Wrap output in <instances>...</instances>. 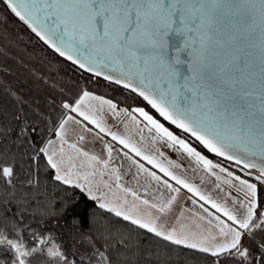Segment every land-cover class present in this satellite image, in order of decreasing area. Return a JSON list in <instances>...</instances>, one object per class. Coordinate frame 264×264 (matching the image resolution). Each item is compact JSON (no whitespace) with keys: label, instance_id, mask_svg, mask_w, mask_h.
I'll use <instances>...</instances> for the list:
<instances>
[{"label":"snow or ice","instance_id":"6c2138e0","mask_svg":"<svg viewBox=\"0 0 264 264\" xmlns=\"http://www.w3.org/2000/svg\"><path fill=\"white\" fill-rule=\"evenodd\" d=\"M3 3L61 57H66L80 69L96 76L103 75L104 79L123 85L146 101L164 120L190 133L209 152L235 161L243 165L244 169L258 168L256 180L262 186L261 193H264V163L258 165L249 158L259 157L264 162V45L260 52L258 95L252 88L241 89L239 93L232 89L233 95H228L219 84L212 83L211 66L204 59L212 18L225 10H255L254 4H247L246 0H3ZM259 6L264 17V0H259ZM105 68L116 75H106L103 71ZM9 94L16 96L14 91ZM105 106L114 117L124 116L134 124L139 123L135 115L139 114L158 137L166 138L170 145H179L204 169L211 171L219 168L221 172L226 171L184 139L174 135L144 107H135L130 111L118 109L111 100L83 91L79 97L62 104L67 114L55 131L61 144L59 150L49 153L48 146L53 141L39 150L47 157V164L55 170L54 179L87 191L92 200L99 201L100 208L108 209L117 217L146 229L156 237L209 254L216 258L213 264H220L221 257L239 256L243 261H249L251 251L243 246L242 240L253 239L257 230L264 232V195H261L258 207L257 183L235 176L237 187L231 179L225 180L224 183L235 187L237 192L243 194V198L234 197L232 207L218 203L154 157L144 155L130 139L112 131L105 120ZM73 113L87 123L82 124ZM13 119L19 120L20 117L17 115ZM68 121L82 124L87 132L92 131L88 125H93L98 129L97 136L99 133L111 136L112 140L130 148L137 156H143L149 164L159 168L164 177L170 178L180 187H174L168 179L148 171L143 164H137L138 171L147 172L152 180L170 193L166 199H142L136 192L122 187L121 177L113 168L111 175L115 178V187L131 194L139 205L144 206L145 211L140 213L137 204L125 210L128 203L126 199L120 203H109L106 194L97 195L98 188L94 190L93 185L96 175L99 173L103 177L108 169L113 149L105 144L109 159L101 160L75 143L68 144L65 138ZM26 127V123L21 127V135L26 134ZM10 131V128L0 125V137ZM84 139L83 135L79 137L80 141ZM65 144L74 150L77 157L86 159L90 171L81 170L85 167L83 162L77 168L74 157H65ZM237 150L243 155H237ZM16 167L15 157L0 152V182L9 190L11 197L5 203H13L17 198ZM227 175L233 177L232 172H227ZM26 183L28 186H38V182L32 179ZM103 183L104 187L111 188L106 181ZM181 187L195 193L226 219L204 208L207 216L198 218L207 221L210 227L206 231H190L184 224L166 227L158 223L162 216L173 210L176 194L181 191ZM28 195L27 192L22 193L20 202H26L24 197ZM181 217H177V222ZM30 238L36 240L39 247L28 248L20 229L9 233L7 229L0 228V264H29V258H35L37 254L53 258L59 264H99L101 259L103 264H111L105 251L96 246L98 237L81 234V242H85L91 252L86 251L83 255L74 253L78 260L69 259L63 245L52 234L43 238L32 234ZM104 239L107 241V237ZM119 243L127 247L124 241ZM46 244L48 246L44 248ZM259 247L264 251V240L259 242Z\"/></svg>","mask_w":264,"mask_h":264},{"label":"trees","instance_id":"16d2710c","mask_svg":"<svg viewBox=\"0 0 264 264\" xmlns=\"http://www.w3.org/2000/svg\"><path fill=\"white\" fill-rule=\"evenodd\" d=\"M12 91L15 97L9 94ZM83 91L128 109L144 107L168 128L185 136L210 157L214 156L165 122L135 93L89 75L56 54L0 0V125L11 129L6 136L0 137V152L15 157L18 173L15 202L5 203L11 197L0 182V228L9 233L22 230L28 248L38 245L30 238L32 234L40 238L48 234L54 237L66 234L65 238L69 234L67 241L81 234L98 237L97 247L108 245L111 264H213L216 258L209 254L156 237L108 209L100 208L85 191L54 179V169L39 150L56 136L55 131L67 114L62 104L79 97ZM17 115L20 119H13ZM25 123L26 134L21 135ZM29 179L38 182V186H28ZM257 186L259 202L264 193H261L259 182ZM25 192L29 195L24 197L26 202L21 203V194ZM57 240L68 252L69 259L78 260L73 244ZM121 240L127 247L119 243ZM262 240L264 232L259 230L253 239L242 240L243 246L251 251L249 261L237 256L221 257L220 264H264V251L259 247ZM52 260L54 263L55 259L37 254L29 258V264H50Z\"/></svg>","mask_w":264,"mask_h":264},{"label":"rangeland","instance_id":"374dc122","mask_svg":"<svg viewBox=\"0 0 264 264\" xmlns=\"http://www.w3.org/2000/svg\"><path fill=\"white\" fill-rule=\"evenodd\" d=\"M116 105L118 109H128L118 104ZM128 110L130 111L131 109ZM145 110L147 111L146 108ZM149 114L153 115L154 118L164 124L159 118L156 117V115L151 112H149ZM72 115L76 116V119L81 120L82 124L87 123L83 122L82 117H79L77 114L73 113ZM135 115L137 117V121H139L138 124L132 123L124 116L114 117L107 110V106L104 108V116L107 126L110 127L112 131L130 139L132 143L141 149L144 155L154 157L157 161L164 164L166 167H169L170 171H173L176 175L186 179L189 183L199 188L204 195L211 196V198L216 200L218 203H224L227 206L232 207V199L234 197L237 199L243 198V194L237 192L236 188L232 185L224 183L225 180L231 179L233 184H235L237 187L238 181L234 179L235 176H240L241 179H247L250 183H257L256 181L254 182L252 178L247 177L244 173H242L240 168L233 167L232 164H224L216 160L214 156L210 157L202 149L189 142L185 136L178 132H174L164 124V126L167 127L169 131H172L174 135H177L180 139H184L186 143L195 147L197 151H200L202 155L206 156V158L211 159L213 164L220 165L222 168L226 169V171L221 172L219 168L212 169L211 171L204 169L202 164L197 163L195 158L184 152L183 149L179 147V145H170L166 138L161 139L158 137L154 129L150 130V126H146V122L143 121V118L140 117L139 114ZM82 124H76L73 121H68L66 125L67 136L65 137L68 141V144L75 143L77 147L87 151L90 155H96L101 160L109 159L105 149V144H109L113 149L110 159V162H112L111 169L115 168L120 176H130L132 181L128 182L129 185L138 187V192L141 193V196L143 195L142 199H149L150 201L160 197L166 199L170 193L168 189L163 188L156 181L152 180L147 175V172L138 171L137 164H143L144 168L148 171L155 172L162 178L168 179L169 183H172L174 187H180L176 185L175 182L170 178L164 177L159 168L155 167L153 164H149L147 160L143 159V156H137L135 152L131 151L130 148H125L123 145L119 144L118 141L112 140L111 136H108L106 133H99V136H97L98 129H96L93 125H88V127L92 129L91 132L85 131ZM82 135L85 137V139L80 141L79 137ZM50 141H53L51 146H48V143L45 145V147L48 146L49 153L52 151H58L61 147V144L57 137L55 136ZM68 144L63 145L65 157H74L75 159L73 162L77 165V168H79V165L83 162L85 167L81 170L90 171V169L87 168L86 159L84 157H77L74 150L68 147ZM125 153H127V155H125ZM227 172H232L233 177H228ZM217 176L220 177L219 180H217ZM113 179H115L114 176ZM105 181L112 185L111 180H108L104 176L101 177L99 173L96 175L93 188L94 190L98 188L97 195L100 193H105L106 199L109 203H120L122 200L126 199L128 203L125 205V210L130 208L133 204H137L139 206L140 213L145 211L144 206L139 205V202L134 200L133 197H128L130 195H127V193L104 187L103 182ZM176 195L177 199L174 203L173 210L171 213L162 216L158 223L163 224L166 227H172L173 225L179 227V224H184L190 231H206L210 227L207 221L200 220L198 218L199 216H207V213L204 212V208H207L209 212L220 215L222 219H226L221 213H216L215 209H212L210 204L206 203L205 201H201L199 196H197L195 193L188 192V190L185 188L181 187V191ZM95 202L99 204V201ZM201 205L204 207L201 208ZM181 210H183L182 217ZM177 217H181L179 222H177ZM64 235H59L55 238L62 239L63 243L67 244V242H69L73 244L72 247L75 248L73 250H77L76 252L81 255H83L86 251L89 253L91 252V249L88 247V245L85 242H81V236L76 237V239L74 237L73 240L71 239V241H67L66 238H68L69 234L65 238ZM47 246V244L44 245V248H47ZM37 247H39V245H37ZM98 248H100L102 251H105V255L109 256V248H105L104 246ZM55 262L58 261L55 260ZM54 263L52 260L50 264ZM99 264H103L102 259L99 261Z\"/></svg>","mask_w":264,"mask_h":264},{"label":"water","instance_id":"95a60500","mask_svg":"<svg viewBox=\"0 0 264 264\" xmlns=\"http://www.w3.org/2000/svg\"><path fill=\"white\" fill-rule=\"evenodd\" d=\"M246 3L254 4L255 10L250 8H247L245 11L225 10L215 15L212 18V25L208 34L209 38L206 41L204 59L211 66L212 83L219 84L228 95H233L232 89L239 93L241 89L247 90L252 88L257 95L260 90L259 66L260 52L262 45H264V17L260 13L259 0H246ZM63 58L67 60L66 57ZM71 63L74 64L73 62ZM74 65L79 68L78 65ZM81 70L89 75L104 79L103 75L96 76L94 73H90L84 69ZM103 71L106 75H116V73H110L107 68L103 69ZM106 81L115 83L114 81ZM119 86L123 87V85ZM235 99L238 100V97H235ZM153 110L155 111V109ZM156 114L159 115L157 112ZM161 118L164 120L163 117ZM164 121L178 129L176 125H172L169 121ZM178 130L192 140H195V138L191 137L190 133H186L181 129ZM196 142L200 144L198 141ZM211 154L224 162H229L243 168V165L236 164L235 161H229L226 157L217 156L215 153ZM236 154L243 155L239 150H237ZM249 158L253 159V162L258 165L264 163L259 157Z\"/></svg>","mask_w":264,"mask_h":264},{"label":"crops","instance_id":"0c3cea01","mask_svg":"<svg viewBox=\"0 0 264 264\" xmlns=\"http://www.w3.org/2000/svg\"><path fill=\"white\" fill-rule=\"evenodd\" d=\"M96 96V95H95ZM101 98H103V97H101ZM103 99H105V98H103ZM106 100V99H105ZM111 166H112V162H110V166L108 167V169L107 170H105V174H104V177L105 178H107L108 180H111V188L112 189H115L116 191H120L121 192V190L120 189H117L116 187H115V179H113V176L111 175ZM121 177V179H120V184L122 185V187H124V188H127L128 187V189H131L132 191H134V192H136L137 193V195L138 196H140L141 198L143 197V195L141 196V193L140 192H138V187H135V186H133V185H129V183L128 182H130V181H132V179H131V177L129 176H126V175H122V176H120ZM95 187V186H94ZM123 192V191H122ZM85 193L87 194V192L85 191ZM144 193V192H143ZM88 195V194H87ZM127 195H130V196H128V197H130V198H132L133 196L131 195V194H129V193H127ZM160 221V220H159Z\"/></svg>","mask_w":264,"mask_h":264},{"label":"flooded vegetation","instance_id":"af4514ba","mask_svg":"<svg viewBox=\"0 0 264 264\" xmlns=\"http://www.w3.org/2000/svg\"><path fill=\"white\" fill-rule=\"evenodd\" d=\"M228 164H229V163H228ZM232 166H233V167H238V168H240V170L242 171V173H244L247 177H250V178H252L253 180L257 181V180H256V176L259 175V170H258V169H255V168H253V169H243V168H241V167H239V166H237V165H233V164H232ZM257 182H258V181H257Z\"/></svg>","mask_w":264,"mask_h":264}]
</instances>
